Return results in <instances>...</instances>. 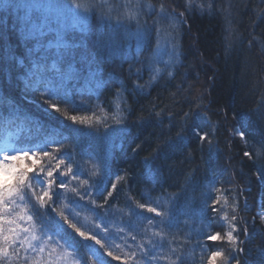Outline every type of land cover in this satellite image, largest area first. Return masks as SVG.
<instances>
[{
    "label": "trees",
    "instance_id": "trees-1",
    "mask_svg": "<svg viewBox=\"0 0 264 264\" xmlns=\"http://www.w3.org/2000/svg\"><path fill=\"white\" fill-rule=\"evenodd\" d=\"M61 1L62 5L57 4V16L42 10L31 15L37 22L46 23L43 29L52 36L51 42L39 40L43 51L48 52L46 61L26 53L21 64L13 58L15 52L22 51L18 21L15 18L16 24H6L1 11L11 15L19 12L22 17L26 2L36 0H14L11 7L0 5V149L8 153L29 152L19 164H35L37 170L41 165L55 167L58 155L61 159L70 155L91 178L90 183L103 174L108 190L109 180L117 184V189L107 199L106 192L103 196L93 192L92 197L85 195L83 201L79 197L73 200L70 188L83 191L87 186L70 180L69 189L58 190L64 195L54 205L57 220L59 211L68 214L64 207L68 205L78 213L70 219L81 230L101 239L105 248L84 240L63 225L67 235L47 232L52 240L44 238L43 254L29 252L26 256L21 250L17 259L9 249L11 264H25V259L27 264H36L53 249L58 264H100V253H104L107 264H148L147 258H141V245L153 254H160L163 249L162 254L169 259L160 264L175 260L171 248L183 252V264H208L211 251L223 250L227 255V242L209 241L207 235L227 230L223 215L232 213L234 201L239 202V215L247 220L249 228L247 237H241L245 251L240 256L247 264H264V253L260 251L264 248V222L257 216L264 205V181L256 177V169L264 160L254 163L243 155L252 143L264 139V0H150L158 8L163 7L164 14L153 22L141 15L140 21H149L150 31L160 27L162 32L155 35L149 31L135 64L101 51L93 39H88L90 45L85 43L69 17L70 5L65 4L69 0ZM40 2L52 5L56 1ZM82 2L90 9L89 15L107 16L97 5L103 4L108 11L113 9L103 29L115 31L118 37H126L130 46H137V25L127 21L116 30L118 21H113V16L117 18L118 11L132 0ZM208 4L213 6L211 12L207 10ZM97 26L96 22L91 23L92 30ZM3 30L5 37L1 36ZM23 38L27 49L40 48L32 36ZM159 54L164 60H158ZM169 58L170 62H166ZM174 61H182L183 66L177 68L182 70H177V77L168 81L169 69L177 67L170 66ZM150 62L168 67L153 81L154 86L147 87L143 77L148 73L150 78ZM57 69L61 73L75 69L78 77L63 84L45 82V77L54 78ZM90 70L96 74L94 77L89 76ZM23 74L33 77V86L23 79ZM139 74H143L141 82L131 78ZM187 77L191 79L187 81ZM92 91L105 100L98 101ZM145 91L146 96H141ZM51 92L56 94L48 99ZM106 98L125 104L119 103L118 109L110 102L107 104ZM53 103L58 105L59 112L50 107ZM72 115L93 120L91 124H75L69 119ZM96 116L101 117L99 122ZM117 118L123 119L119 126L115 124ZM193 125L202 134L208 133V140L198 139ZM241 131L247 134V143L241 139ZM87 149L96 151L90 160L84 152ZM42 150L49 151L51 156H43ZM198 167L210 168L206 170L208 174L195 175ZM63 170L61 166L60 171ZM4 182L12 183L13 177L7 175L0 180ZM197 184L202 189L197 190ZM212 185L222 192L228 190L224 193L228 199L216 206L222 209L219 215L211 211L212 201L208 199L220 194L212 190ZM32 190L39 192L40 185ZM90 199L95 203H90ZM140 203L156 207L165 213L164 217L140 209ZM8 207L12 217L24 216L23 220L17 219L21 229L29 228L37 237L41 236V224L30 203L17 197ZM201 208L205 210L203 217ZM28 215L34 216L31 222ZM23 235L21 232V238ZM107 251L120 259L107 256ZM0 264L6 262L0 260ZM216 264H223V260L218 258Z\"/></svg>",
    "mask_w": 264,
    "mask_h": 264
},
{
    "label": "snow or ice",
    "instance_id": "snow-or-ice-1",
    "mask_svg": "<svg viewBox=\"0 0 264 264\" xmlns=\"http://www.w3.org/2000/svg\"><path fill=\"white\" fill-rule=\"evenodd\" d=\"M14 5V0H5V7H11ZM131 6V5H129ZM146 0H137V3L134 5L136 8V12L129 14L127 17L130 20H136L137 22V31L135 33L137 39V56L142 52L143 41L147 35H149V26L145 23H141L140 16L148 15L149 13L145 12ZM31 7H40V8H51L50 5H44L40 3V0H36V3L31 5ZM79 8V5H76ZM103 10L104 5H97ZM148 7L152 8L154 6L148 5ZM201 7H204L203 5ZM207 10L212 11V4L207 5ZM162 11H164L162 9ZM183 14H181L182 16ZM123 17L118 13L117 20L119 22ZM177 19H181L177 17ZM182 23V19H181ZM81 28H83V22L80 24ZM175 46L173 56L175 58ZM55 62L53 63V67H55ZM149 67L150 71V80H155L157 77L161 75L162 72L167 70L168 65L165 64L163 68L157 67L155 62H150ZM171 76V72L167 73ZM96 74L89 71V76L94 77ZM78 77V73L75 69H70L68 73H61L59 69H57L54 78L45 77V82L50 84H63L68 80L75 79ZM137 87L143 88V85H138ZM55 92L49 93L48 99H51ZM66 102V101H65ZM50 107L55 111L59 112L60 109L57 104L53 103ZM118 109L120 105L116 106ZM159 115V113H157ZM187 117V114H186ZM69 119L75 124H91L93 118L89 116H76L72 115ZM95 120L99 122L101 120L100 116H96ZM123 123L122 118L115 119L116 125H121ZM111 131V129H108ZM192 131L194 135L197 136L200 140H208V133L201 132L198 126L193 125ZM239 135L242 140H245L247 143L248 137L247 134L243 131L239 132ZM60 153V150H58ZM43 156H51V153L46 150H42L41 153ZM33 155H36L33 153ZM244 157L248 159H252L254 163L260 162L264 160V139L259 141L258 143H252L248 150L244 151ZM29 156V152L27 151H16L14 150L12 153L5 152L2 158H0V171L4 172L6 175H10L13 177L12 183H0V260H4L6 264H11L9 259V249L12 250L13 255L19 259V252L21 250L27 254L29 252H38L43 254L45 252V247L43 244L44 238L47 237V240H52L51 236H47V232H52L54 235H67V230L64 229L63 225H67L68 228L74 230L75 234H78L80 237H83L86 241H95V244L100 245L101 248H105V244L102 243L101 239H98L96 235H90L88 232L81 230V228L74 223L70 217L78 215V213L74 212V210L65 205L64 207L68 208V214L66 215L63 210L58 212L60 220H57L53 213L56 211L54 205L57 204V201L64 195V193L58 190L69 189V182L75 181L79 185L87 186L83 191H79L77 187H71L70 192L73 194L71 199H75V197H79L81 201L85 199V195L88 197L93 196V192L103 196L104 193H107L108 197L113 196V192L117 189V184L113 183L111 180L108 181V184L111 186V190H108V187L104 185L103 174L100 175L98 181H93L90 183V177L87 176V173L81 171L80 166L76 163L72 157L69 155L66 159H61L58 155L55 157L57 159V163L55 167L49 165L47 168L44 166H39L38 170L36 169V165L32 164L28 167H21L19 162L23 159H26ZM15 161V163H13ZM61 166L64 167V170L61 172ZM31 173V175H30ZM79 173V174H78ZM94 175L96 173H93ZM83 177V178H82ZM256 177L260 181H264V162L260 163V166L256 169ZM70 178V179H69ZM119 180L120 177H117ZM36 184L40 185V191L36 192L34 190V186ZM55 186V187H54ZM212 190L220 193L216 195L214 198L209 196L208 199L212 201L211 211L216 212L219 215L222 209H218L216 206L221 204V201H226L228 197L224 194L228 190H223L215 188L212 185ZM239 195V192L237 193ZM19 198L22 201H27L32 205V210L34 216L38 218V222L41 224V236L37 237L34 233L31 232L29 228L21 229L19 224L17 223V219L23 220L24 216L19 215L18 217H12V211L9 210V204L15 203V198ZM34 197V200H33ZM90 203L94 204L95 200L90 199ZM205 205H207V201H205ZM140 209L147 210L148 213H155L157 217L163 218L165 213L162 211H158L156 207L145 205L144 203H140ZM43 209V210H42ZM247 209V204L245 202V209ZM240 205L238 201L233 202V211L231 214L225 213L223 215V220L227 224V230L223 233L220 231H216L212 234L207 235V239L209 241H226L229 245V249L227 255L223 250H215L211 251L210 256L208 257V264H216L218 258L223 260V264H247V260L242 259L240 254L245 251L244 248V240L241 237H247L249 233V228L247 226V220L239 215ZM200 214L203 217L205 214V210L203 208L200 209ZM33 215H28L27 219L31 222L34 218ZM260 220L264 222V205L261 206V211L257 213ZM256 217H253V224H255ZM149 223H152L149 220ZM99 227V225H97ZM106 230V229H105ZM21 232L24 233L21 238ZM63 235H61V239H63ZM155 235H161L160 233H155ZM135 240V236L132 237ZM35 241V243H33ZM151 243V242H150ZM142 249L141 258H147L148 264H160L161 260H168L169 257L167 255L162 254L163 249H161L160 254H153L150 250L146 249L145 246H140ZM261 253H264V248L260 249ZM55 249L48 252V256L46 259H41L40 261H36V264H58L57 258L54 256ZM170 252L175 256V260H170V264H183V252L178 251L175 248H171ZM133 256L136 253H132ZM107 256L112 257L113 259H120L118 256H114L112 251H107ZM99 262L100 264H107L104 260V253L99 254ZM25 264H27V260L25 259ZM93 264H96L94 261Z\"/></svg>",
    "mask_w": 264,
    "mask_h": 264
},
{
    "label": "bare ground",
    "instance_id": "bare-ground-1",
    "mask_svg": "<svg viewBox=\"0 0 264 264\" xmlns=\"http://www.w3.org/2000/svg\"><path fill=\"white\" fill-rule=\"evenodd\" d=\"M54 1H56V2L52 3V5H50V6H52L51 8L31 7V5L35 4L36 2H26V7H24V12H23L24 15L22 17L20 16L19 12H17L16 10H14V11L17 13H12L14 16L11 14H8L5 11H3V12L1 11V14L3 16L2 18L5 20L4 22L6 24H12V23L16 24V20H15V18H16L18 21L17 24L19 25V27L21 29L22 36L23 37H31L32 36L33 38L37 39V41H38V46L40 47L39 49L34 48V47L27 49V46L25 43L26 39H24L21 36V39H19L18 42L21 43V46H20L21 49L20 50H22V51L15 52L13 54V58L16 61H18L19 64H21L22 59H25L24 54H26V53L33 54V55L35 54L36 56H38L43 61H46V56H48V52L43 51L42 46L39 44V40L44 41V43L51 42L50 40H51L52 36H50L48 33H46V29H43V28H46V23L37 22L36 20L33 19V17H31V15L36 14V13L38 15L39 11L42 10L44 12L52 11V12H50V15L51 16H57L58 13L60 12L59 11L60 8H57V7H59V5H57V4H61L62 1L61 0H54ZM108 1H111V0H104V2H106V3H108ZM49 3L50 2H48V5H49ZM66 3H67V5H70L69 17L71 16V20H74L72 22H73V24H75L77 26L76 27L77 30L81 32L80 36L84 37L85 43L90 45L88 39H91V40L93 39L92 40L93 44L95 46L100 47L101 51H103V52L108 51L109 53H114L117 55V57L119 56V57L123 58V61L126 60V62H129L130 64L137 63V59L141 56V54H139V56H137V46H130L129 40L126 37L125 38H123L122 36L118 37L117 32L110 31L107 29H103L104 22H105V20H107V16L110 15V13L111 14L114 13L113 9L110 8L109 11L107 10V8L103 9L102 13L107 14V16H99L98 17L97 15H94V13H91L89 15L88 12L90 9L85 6L84 2L81 3V0H75V1L72 0V2H71V0H69V1H66L65 4ZM135 3H137V0H132L131 3L127 2L124 4L125 5L124 8L121 11H118V13L123 17L122 19H120V21L123 23H120V21L117 23L115 21V20H117V18H115V16H113L114 17L113 21L115 23H117V26H115L116 30H118V26L122 27V25H120V24L126 25L127 21L131 22V23L134 22V25H137L136 20H130L127 18L129 16V14H131L132 9L135 8L134 7ZM0 5H5V0H0ZM45 5H47V4H45ZM76 5H79V8H77ZM129 5H131V6H129ZM148 5H152L154 7L150 8V7H148ZM156 6L154 5L153 2L151 3L150 0H146V6H145L144 10H145V12L149 13L148 15H145V17H147V20L152 21V22L155 20L157 21V20H159L161 15L164 14L162 11V9L164 10V8L163 7L158 8V6L156 8ZM84 12H87V14L85 15ZM152 16H153V18H152ZM149 21L147 23L148 26L150 25ZM81 22H83V28H81V26H80ZM93 22H96L98 24V26L96 29L92 30L91 23H93ZM100 26H101V29H100ZM160 26H161V24H160ZM95 30H96V32H93ZM121 31L123 32V30H121ZM160 32H162V29L160 27H156L154 31H150L151 34H155V35H158ZM5 34H7V33L5 30H3V32L1 33V36L5 37ZM117 38H119V39L117 40ZM20 40H21V42H20ZM119 41L121 42V44H123L122 47H120ZM161 56H162L161 54H159L157 56L159 61L164 60L163 58H160ZM52 58L55 59V57L53 55H52ZM166 62H170V58L167 59ZM173 65H177V67H176V70H175V68L169 69L172 75L169 76L168 81H171V79H174L175 77H177L176 73H177V70H179L177 68L182 67L183 63H182V61H174V62L170 63V66H173ZM156 66L158 67V64H156ZM181 70L182 69H180L178 71V73H180ZM138 73H140V72H138ZM142 75L143 74L133 75V76H131V78L139 79V82H141ZM147 75H148V73L145 74V76L143 77L144 78V84L147 87H150L151 85H153V83H154L153 81H155L156 79L150 80V78ZM23 77H24L23 79H25L29 83V86L34 85L35 81H33V85L31 83L33 77H31L30 75H27V74H23ZM184 77H185V75H184ZM20 79H22V78H20ZM190 79L191 78H189V77L186 78L187 81H189ZM164 84H166V81L163 82V84H162L163 85V88H162L163 91L166 89ZM146 93H147L146 91L144 93L141 92V94H142L141 96H146ZM92 94L98 99V101H101L102 99L105 100V97L101 94H97L94 91H92ZM135 98H137V97H135ZM127 100H129V98H127ZM106 102H107V104L110 102L112 106L120 105L119 103H121V105L125 104L124 102H121V101L117 102L115 98H111L110 101H109V98H106ZM120 108H121V106H120ZM84 152L86 154L87 159H89V160L91 159L92 154L94 156L96 154V151L95 150L93 151L91 149H87ZM209 169L210 168H207L206 170H209ZM206 170L204 169V167L203 168L198 167V169L195 170L196 171L195 175L202 176V174H208V173H206ZM201 171H205V173H203ZM200 188H201V185L197 184L196 189L199 190ZM193 190H195V188Z\"/></svg>",
    "mask_w": 264,
    "mask_h": 264
},
{
    "label": "rangeland",
    "instance_id": "rangeland-1",
    "mask_svg": "<svg viewBox=\"0 0 264 264\" xmlns=\"http://www.w3.org/2000/svg\"><path fill=\"white\" fill-rule=\"evenodd\" d=\"M6 177V174L2 171H0V179Z\"/></svg>",
    "mask_w": 264,
    "mask_h": 264
}]
</instances>
